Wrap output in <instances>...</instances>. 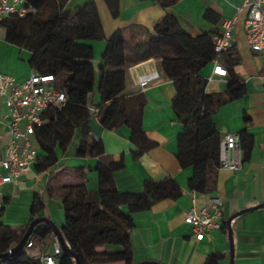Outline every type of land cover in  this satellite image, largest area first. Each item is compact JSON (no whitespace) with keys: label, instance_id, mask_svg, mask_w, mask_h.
<instances>
[{"label":"crops","instance_id":"obj_1","mask_svg":"<svg viewBox=\"0 0 264 264\" xmlns=\"http://www.w3.org/2000/svg\"><path fill=\"white\" fill-rule=\"evenodd\" d=\"M171 1L119 0L120 14L116 19L111 17L103 0H68L64 11H74L93 2L105 39L117 30H122L127 44H133V40L149 41L155 36L154 29L165 15L173 16L192 38L202 34L213 35L221 29L223 21L235 17L233 49L221 58L223 63L236 62L233 71L245 86V94L239 100L220 106L213 117V124L221 139L243 132L250 137L251 148L244 160L241 150L229 154L230 158L241 162V167L235 171L219 168L214 177V191L209 195L189 191L188 181L193 175V168H181L176 158L177 138L183 132V126L171 108L175 89L160 67L150 59L127 68L129 79L126 80L124 95L140 93L133 82L136 75L152 70L159 73V82L141 93L144 98L142 131L155 146L135 157L138 148L131 142L129 128L120 125L115 130L107 131L100 125L99 110L95 114L93 110L96 109L89 108V139L99 142V146L94 149L95 155L89 153L88 148L84 155L77 153L81 136L76 130L64 151L58 145L55 146L56 161L53 165L39 172L35 167L36 160L34 166L15 182L1 186L0 210L4 211L0 219L2 225L9 226L18 234L31 218L36 201L42 205L38 217L51 220L60 230L64 224L61 203L64 188L68 186L84 184L86 191L98 203L96 168L99 158L96 154H99L106 161L122 162L123 167L113 173L115 186L121 194L141 193L146 181L160 182L168 178L175 181L181 190L177 199L161 201L149 211L131 215L133 228L129 237L133 264H205L207 258L212 256L217 258L215 264H229L227 219L239 211L264 204V53H253L246 43L243 30L246 17L243 6L246 0ZM238 9L242 10L237 12ZM208 12L212 14L213 20L205 18ZM6 34V29L0 27V73L20 83L33 72L29 66L30 54L10 44ZM91 45L94 53L92 64L97 71L105 44L95 42ZM212 68L211 62L199 73V77L206 81L204 91L207 94H222L227 89L229 78L212 77ZM95 96H92L93 101ZM7 115L6 104L0 98L1 151L9 138ZM74 140L76 146L70 149ZM36 145L37 155L44 156L37 142ZM213 198L221 203L219 217L222 226L202 241H196L192 228L184 223V216L191 210L197 212ZM121 210L127 214V207L123 206ZM230 230L232 264H264V208L234 217L230 222ZM42 242L45 253H49L53 237ZM106 249L108 252L118 250L114 246ZM96 251L103 253L105 249L98 248Z\"/></svg>","mask_w":264,"mask_h":264},{"label":"trees","instance_id":"obj_2","mask_svg":"<svg viewBox=\"0 0 264 264\" xmlns=\"http://www.w3.org/2000/svg\"><path fill=\"white\" fill-rule=\"evenodd\" d=\"M25 1L34 13L23 18L10 16L0 22V27L6 29V39L10 44L30 54L31 69L42 75H52L56 88L66 97L65 105L49 110L43 117V126L35 131V140L44 152V156L37 155L36 170L42 172L53 165L56 161L55 146L64 151L76 130L81 136L77 153L84 155L88 148L89 153L95 155L94 149L99 142L89 139L88 129L89 108L92 107L99 110L100 125L105 130L112 131L120 125L129 128L131 142L138 148L135 157L153 148L155 144L146 138L141 127L143 95H124L125 69L158 59L163 75L175 89L171 108L183 126V132L177 138V161L181 168H193L188 181L190 192L211 194L215 173L220 168L218 151L221 140L213 117L220 106L239 100L245 94V86L233 71L236 62L223 63L222 58L220 62L229 78L227 89L222 94L205 93L206 81L199 77V73L215 57L212 35L192 38L173 16L165 15L149 41L133 40V44H127L122 30L105 39L93 2L67 12L64 8L68 0ZM103 2L111 17L118 18L119 0ZM205 18L213 20L209 12ZM95 42L105 44L97 71L92 64L94 53L91 44ZM91 95L97 96L96 103L93 99L90 102ZM238 138L244 160L250 151L251 140L245 132ZM96 156L99 158L96 168L99 202L93 200L84 184L64 188L61 236L80 264H133L129 237L133 228L131 215L149 211L161 201L175 200L180 197L181 190L175 181L168 178L160 182L146 181L141 193L121 194L115 186L113 173L123 167L122 162L106 161L99 154ZM123 206L127 207V214L122 212ZM41 211L42 205L35 201L31 218L18 234L0 223V255L17 245L28 224ZM3 212L1 209L0 219ZM51 237L53 234L47 226L37 225L27 241H45ZM108 246L118 250L108 252ZM98 248L105 251L98 253ZM38 254L37 245L28 252L23 248L13 257L0 259V264H39L34 259ZM216 261L217 258L212 256L205 264H215ZM57 264H74V261L61 253Z\"/></svg>","mask_w":264,"mask_h":264},{"label":"built area","instance_id":"obj_3","mask_svg":"<svg viewBox=\"0 0 264 264\" xmlns=\"http://www.w3.org/2000/svg\"><path fill=\"white\" fill-rule=\"evenodd\" d=\"M243 8L246 17L243 22L244 36L250 50L256 54L264 53V0H246ZM242 9H238L240 12ZM34 13L25 0H0V22L10 16L23 18ZM236 18L225 20L221 29L212 35L214 59L212 61V77H227V72L220 62L225 53L233 49V31ZM160 80L156 70L136 75L134 85L140 93ZM0 98L6 104L9 122L7 124L8 141L0 150V187L13 183L27 170L34 166L37 160L35 131L43 126V117L51 109H60L65 105V94L55 86L52 75H42L32 72L23 82H16L12 77L0 73ZM96 114L98 109L93 110ZM239 138L236 135H226L219 142V163L221 169L235 171L241 167V162L230 158L229 154L239 151ZM221 203L218 199H209L208 205L197 212L191 210L184 216V223L192 228L196 241L207 238L214 230L221 228L219 211ZM35 245L39 254L34 257L39 264H57L62 253L59 243L53 236L51 251L45 253L42 241L30 240L23 247L26 252Z\"/></svg>","mask_w":264,"mask_h":264},{"label":"water","instance_id":"obj_4","mask_svg":"<svg viewBox=\"0 0 264 264\" xmlns=\"http://www.w3.org/2000/svg\"><path fill=\"white\" fill-rule=\"evenodd\" d=\"M264 208V204H260L256 207L250 208V209H246L243 211H239L238 213H236L235 215H233L232 217H230L229 219H227L226 221V226H227V232H228V238H229V252H230V260H229V264H232V256H233V247H232V243H231V230H230V222L231 220L241 214L247 213V212H252L254 210H258ZM37 225H45L47 226L52 234L56 237L60 249L62 251V253L68 257H70L73 261L74 264H80V261L78 259V257L71 253L70 250L67 248L66 244L64 243V240L61 236L60 230L52 223L51 220L45 218V217H37L35 219H33L29 224L28 227L25 231V233L23 234L22 238L20 239V241L17 243V245H15L13 248H11L9 251H7L5 254L0 255V259L2 258H6V257H13L15 254H17L19 251H21L23 249V247L25 246L27 240L29 239V237L32 234V231L34 230V228ZM140 264H157L154 262H143Z\"/></svg>","mask_w":264,"mask_h":264},{"label":"rangeland","instance_id":"obj_5","mask_svg":"<svg viewBox=\"0 0 264 264\" xmlns=\"http://www.w3.org/2000/svg\"><path fill=\"white\" fill-rule=\"evenodd\" d=\"M153 60H154L155 65L158 67V66H159V60H158V59H153ZM127 68H128V67H127ZM127 68L125 69V74H126L125 77H126V80L129 79V78H128V75H127ZM92 96H93V95L90 96V102H91ZM96 100H97V96H95L94 101L96 102ZM95 102H94V103H95ZM90 105L92 106L91 103H90ZM75 146H76V140L73 141L72 146L70 147V149H73ZM66 163H67V161L65 162V164H66ZM67 165H68V164H67Z\"/></svg>","mask_w":264,"mask_h":264}]
</instances>
